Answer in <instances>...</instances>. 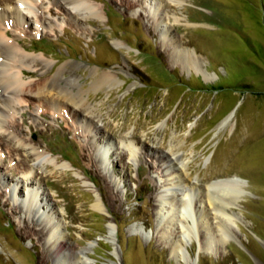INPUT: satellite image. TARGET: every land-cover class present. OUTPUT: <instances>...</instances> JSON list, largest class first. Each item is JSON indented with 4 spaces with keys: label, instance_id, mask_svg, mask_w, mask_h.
I'll use <instances>...</instances> for the list:
<instances>
[{
    "label": "rangeland",
    "instance_id": "1",
    "mask_svg": "<svg viewBox=\"0 0 264 264\" xmlns=\"http://www.w3.org/2000/svg\"><path fill=\"white\" fill-rule=\"evenodd\" d=\"M59 1L9 32L51 63L25 80L69 62L91 111H0V264H264V0Z\"/></svg>",
    "mask_w": 264,
    "mask_h": 264
},
{
    "label": "bare ground",
    "instance_id": "2",
    "mask_svg": "<svg viewBox=\"0 0 264 264\" xmlns=\"http://www.w3.org/2000/svg\"><path fill=\"white\" fill-rule=\"evenodd\" d=\"M55 1L62 5L59 0H54V2ZM36 2L37 0H0V111H3L6 106L8 108L11 107L10 109H12L15 108L18 103H25L26 99L29 96H36L37 99H41L39 98V95H42L44 93H52V101H48L49 106L50 104H56L57 106H61L62 108V106L67 105V107H69L70 109H76L79 111L85 110L87 112H90L91 108L89 107L86 98L83 96L84 90H82L79 86L78 77L73 73H69L67 77L63 76L64 72L67 71L66 65L69 64V62H67L65 65L60 66L55 72L51 73L50 75H46L45 78L42 77L44 79L40 83H37L38 81H27L23 78V75L26 74V70H36L38 67L36 68L35 66L41 64L44 68V71H48L51 64L49 60L43 57L26 53V47L19 43L18 34L12 31L11 33L9 32L10 26H18L22 20L24 22H27V19L29 17L28 13H31V15L36 16L40 19L38 14L32 8V6L36 4ZM65 2L71 5L73 10L75 8V10L82 16H99V9L91 0H65ZM183 2V0H169V5H173L181 12L182 10L180 9V6ZM18 5H22L23 8L20 9ZM49 10L54 12L53 7L49 8ZM173 20L177 22L183 20L181 23L185 25H196V22L187 21L184 15L175 16ZM42 24L47 25V22L43 21ZM19 34H21V32ZM193 60L194 59H192V61ZM29 63H32V65H29ZM77 64L79 63L76 62L75 65ZM114 79L115 77L113 75L102 72L99 74L93 86L97 87V85L99 86L101 84H105L106 82H112L114 81ZM38 106L40 105H37V107ZM42 107L44 106L42 105ZM231 116L232 112H229L221 120V124L225 125L228 122L232 121ZM11 132L12 131L7 132V137L19 141L18 145H20L21 148L27 152L28 156L34 158H38L39 156H41L40 152H36L32 146L27 147L23 140H18L15 137L16 135H13ZM2 137L5 138V135H3ZM169 150L174 155L173 158H175L180 163L181 159L177 154V149L170 147ZM181 165L185 167L187 166V162L183 160V162H181ZM19 166L25 169V172L27 173H29L32 168L30 165L26 166V162H23L22 160L19 161ZM235 177L239 179H234L235 181H240V177ZM219 181L220 180L215 179L214 181L209 182V185H211L209 187L216 188L217 185H221L220 188L225 189L229 186V184H227V181ZM216 195L217 194H215V196ZM187 196L188 197L186 198V201H182V204L184 205L183 207H185L186 205V207H189L191 209L192 204L190 189L187 191ZM213 197L214 195H211V197L210 195H208L209 203H214L216 208L218 207L222 211L226 210L225 207L222 204L217 203ZM95 207L101 209V207H99L98 201L95 203ZM26 227L28 228V230L32 231H34L35 229L34 225H27ZM39 231L42 232V230ZM58 247L60 248L61 244H59ZM106 264H117V262H115L114 260H110L108 263L106 262Z\"/></svg>",
    "mask_w": 264,
    "mask_h": 264
}]
</instances>
